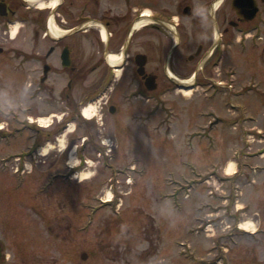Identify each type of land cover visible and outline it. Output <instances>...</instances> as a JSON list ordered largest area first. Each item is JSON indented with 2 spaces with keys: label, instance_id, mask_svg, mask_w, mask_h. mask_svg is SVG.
Masks as SVG:
<instances>
[{
  "label": "rangeland",
  "instance_id": "rangeland-1",
  "mask_svg": "<svg viewBox=\"0 0 264 264\" xmlns=\"http://www.w3.org/2000/svg\"><path fill=\"white\" fill-rule=\"evenodd\" d=\"M204 1L188 0L196 9ZM25 35L24 27H17L13 36ZM13 46L31 50L23 43ZM80 49L84 65L91 54L94 61L99 58L87 44ZM237 65L231 98L211 97L200 89L187 94L185 105L181 97L171 96L185 113L176 124L156 115L154 125L140 133L137 125H115L103 116V124L93 125L85 142L80 141L83 129L70 123L57 141L43 146L46 156L27 164L31 173L22 189L29 188V203L45 202L50 214L60 204L63 216L75 223L77 247L71 237L63 238L62 264H70L65 254L70 248L77 249V264H257L264 259V60L258 51H248L237 54ZM25 66L16 57L0 55V128L6 134L0 136L1 156L31 148L29 136L34 135L24 126L29 116H40L42 124L54 118L44 116L55 111L53 103L39 98L38 78L30 79ZM83 88L80 82L79 91ZM93 105L94 112L100 110ZM211 111L233 119L235 133L223 134L216 124L207 131L215 122ZM202 129L209 134L193 135ZM97 132L106 133L103 141ZM75 162L87 165L84 172L70 173ZM228 162L239 171L231 181L222 173L232 174ZM50 169L62 170L63 183L56 182L48 195L37 193ZM22 189L16 190L18 198L25 196ZM99 198L114 201L100 205ZM236 213L240 225L259 232L235 240L231 215ZM32 218L31 226L38 225ZM222 245L230 252L219 259L225 255Z\"/></svg>",
  "mask_w": 264,
  "mask_h": 264
},
{
  "label": "flooded vegetation",
  "instance_id": "flooded-vegetation-1",
  "mask_svg": "<svg viewBox=\"0 0 264 264\" xmlns=\"http://www.w3.org/2000/svg\"><path fill=\"white\" fill-rule=\"evenodd\" d=\"M52 1L0 0V55L26 64L30 79L38 78L39 98L52 102L55 110L44 115L54 116L47 124L39 122L40 116L27 118L24 126L34 135L29 136L34 141L31 148L0 155V264H62L63 238L71 237L77 247L75 223L70 215L63 216L61 205L50 214L45 202L29 203V188L22 189L31 173L27 164L46 156L43 146L57 141L70 123L83 129L86 134L80 141L85 142L103 116L111 117L106 121L115 125H137L140 133L154 125L156 115L173 125L185 113L171 96L181 97L185 105L187 94L200 89L231 98L237 86V54L256 50L264 60V0H205L197 9L188 0H179L177 6L175 0H55L53 5ZM16 26L24 27L26 35L13 36ZM19 43L31 50L13 46ZM84 44L99 54L97 61L91 54L84 65L80 49ZM111 53L120 56L118 64L110 63ZM80 82L85 84L82 92ZM93 104L100 110L94 112ZM85 108L92 109L91 117L84 115ZM211 115L215 122L210 128L216 124L223 134L235 133L233 119L213 111ZM204 131L195 130L193 135ZM2 134L6 136L0 128ZM99 134L103 141L106 133ZM86 166L69 165V171L82 173ZM63 175L62 170L50 169L37 193L48 195L56 182L63 183ZM19 189L25 196H16ZM32 216L38 225L31 226ZM231 217L235 240L252 236L238 228L240 214ZM220 252L223 258L230 249L222 245ZM65 254L70 264H77V249ZM257 264H264V259Z\"/></svg>",
  "mask_w": 264,
  "mask_h": 264
},
{
  "label": "bare ground",
  "instance_id": "bare-ground-1",
  "mask_svg": "<svg viewBox=\"0 0 264 264\" xmlns=\"http://www.w3.org/2000/svg\"><path fill=\"white\" fill-rule=\"evenodd\" d=\"M51 4H52V5H53V4H56V1L53 0ZM16 29H17V27L13 30L12 35H15ZM109 60H110V63H111L112 65H116V64H118V63L120 62V56H119L118 54H116V53H111V54L109 55ZM92 114H93L92 109H90V108H85V109H84V115H85L86 117H91ZM75 163H76V162H75ZM75 163H74V164H75ZM227 165H228L229 168L232 166V167H231V170H232V173H233V172L235 171V167H233V166H234L233 162H228ZM83 179H85V178H83ZM245 227H246V226H245ZM246 228H247V227H246Z\"/></svg>",
  "mask_w": 264,
  "mask_h": 264
},
{
  "label": "water",
  "instance_id": "water-1",
  "mask_svg": "<svg viewBox=\"0 0 264 264\" xmlns=\"http://www.w3.org/2000/svg\"><path fill=\"white\" fill-rule=\"evenodd\" d=\"M81 258L82 259H86L87 258V254L86 253H82Z\"/></svg>",
  "mask_w": 264,
  "mask_h": 264
}]
</instances>
